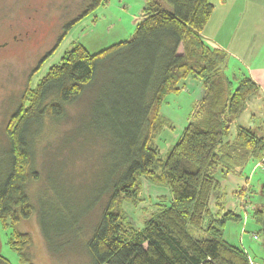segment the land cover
Listing matches in <instances>:
<instances>
[{"label":"trees","instance_id":"trees-1","mask_svg":"<svg viewBox=\"0 0 264 264\" xmlns=\"http://www.w3.org/2000/svg\"><path fill=\"white\" fill-rule=\"evenodd\" d=\"M90 1L63 24L56 46L74 22L102 2ZM214 9L211 0H146L131 38L96 53L75 42L36 86L25 88L7 123V141L0 143V225L12 228L8 243L22 261L35 264L32 235L17 228L35 210L29 185L40 179V172L33 142H39L42 127L57 124L67 106L83 99L80 124L63 144L73 148L72 157L84 144L103 148L102 156L95 157L98 172L92 170L89 181H74L75 175L59 169L62 179L49 184L58 197L55 203L39 198L38 222L51 249L59 252L80 239L89 256L85 264H264V256L255 262L244 247L224 238L226 222L239 220L241 214L217 196L215 208L211 206L220 190L218 174L238 176L247 162L264 158V123L239 124L234 138L226 140L260 86L250 76L235 78L234 86L224 69L226 50L204 39ZM189 76L201 80L203 93L163 155L156 140L169 122L160 108L165 96L182 90L180 83ZM95 174L100 178L94 179ZM142 177L169 194L163 193L138 224L123 203L140 202ZM98 178V189L82 209H75L76 195L59 183L64 180L76 191L79 184L93 185ZM99 205V216L84 240L83 224ZM252 216L264 248V203L253 208ZM0 264L11 263L0 253Z\"/></svg>","mask_w":264,"mask_h":264},{"label":"rangeland","instance_id":"rangeland-1","mask_svg":"<svg viewBox=\"0 0 264 264\" xmlns=\"http://www.w3.org/2000/svg\"><path fill=\"white\" fill-rule=\"evenodd\" d=\"M89 1L0 0V143L7 141V123L10 115L18 107L22 93L28 85L36 86L40 78L48 72L50 66L61 62L65 52L71 49L75 42L82 43L91 53H96L114 43L131 38L146 4V0H102L97 7L72 24L56 46L58 36L62 33L63 24L75 18ZM221 21V19H217L214 23L215 26L219 25ZM223 30L219 32V41L226 43L230 36L222 34ZM182 50L183 46L180 47V51ZM228 59L227 65L224 67L227 73L232 74L233 69L240 71L244 68L231 65ZM187 78H192L193 83L188 82L182 90L168 93L160 108V113L169 122L156 140L163 155L170 144L177 141L187 125L194 109L198 88L200 89L202 86L200 79L190 76ZM237 80H235L234 86H236ZM254 98L259 101H254ZM83 104L84 100L82 99L67 106L65 117L54 126L48 124V126L42 127V131L38 135L39 142H33L35 166L40 172V179L29 185L31 201L35 204V210L28 220L29 222L23 220L17 228L31 233L33 242L30 250L35 264H85L89 260L88 253L80 239L75 240L76 243H72L71 247L67 246L65 249H60L59 252L55 251V248L51 249L38 222L39 198L41 197L45 203L49 201L47 204L55 203L58 198L49 184L54 180L62 179L57 177L56 172L59 169H62L65 174L69 172L71 176L75 175L74 181H89L92 170L94 173L98 172L96 158L99 159L102 156L103 148L96 144H93L92 147L84 144V147L74 151L72 157L70 154L73 148L63 144L66 136L69 137L71 131L80 124L79 119L82 118L81 114L85 108ZM248 122L257 126L264 123V93L258 92L250 98L246 109L232 123L230 135L226 140L234 138L237 125H246ZM63 162L67 165L63 166ZM240 170L241 174L238 176L243 181L239 185L234 184L233 181L229 188L236 189L235 208L241 214V218L226 222L224 238L233 244L244 247L253 261L259 262L264 256V248L260 226L254 220L252 211L255 206L264 203L262 190L264 158L250 160ZM49 176L52 177L51 181L48 179ZM60 176L62 177V174ZM98 176L95 174L94 179ZM221 176L222 174H218L219 178ZM63 178L67 180L65 176ZM99 178L93 185L79 184L76 191H74V187V190H71L69 183L64 180L59 183L67 193L76 195L72 198L75 209H82L86 201L90 199L92 191L98 189ZM141 181L140 202L137 205L130 201L123 203L126 212L138 224H141L144 218L149 216L148 213L152 210H148L149 208H154L155 203L160 202L164 196L169 194L164 186L155 185L145 177H142ZM245 186L247 188L244 189ZM163 193L165 195L161 197ZM220 193L213 196L212 208H215L216 196L218 197ZM80 195L81 199H79ZM99 204L101 205V203ZM100 205L91 213L90 219L87 218V224H83L82 237L84 236V240L90 232L91 225L99 216ZM10 231H12L11 227L0 225V253L11 264H31L22 261L18 252L8 243Z\"/></svg>","mask_w":264,"mask_h":264},{"label":"crops","instance_id":"crops-1","mask_svg":"<svg viewBox=\"0 0 264 264\" xmlns=\"http://www.w3.org/2000/svg\"><path fill=\"white\" fill-rule=\"evenodd\" d=\"M215 5L214 12L205 27L202 35L212 46H220L229 54L228 62L231 65L244 67L240 71L233 69L231 73H225L228 77L242 78L250 76L260 86V92L264 93V0H211ZM221 19V23L215 26V21ZM224 29V30H223ZM230 36L226 43L220 40L219 32ZM226 36L224 37V39ZM192 78L181 81L180 85L186 87V83H193ZM202 86L196 94V99L202 96ZM258 94V93H257ZM254 101L259 99L254 98ZM263 122V120H261ZM245 126L255 127L251 122ZM176 142V141H175ZM174 142V143H175ZM171 145V144H170ZM220 190L218 201H223L226 208L236 209L234 196L236 189L229 188L233 182L239 185L242 180L234 174L222 175L219 178ZM237 210V209H236Z\"/></svg>","mask_w":264,"mask_h":264},{"label":"built area","instance_id":"built-area-1","mask_svg":"<svg viewBox=\"0 0 264 264\" xmlns=\"http://www.w3.org/2000/svg\"><path fill=\"white\" fill-rule=\"evenodd\" d=\"M246 187V186H245Z\"/></svg>","mask_w":264,"mask_h":264}]
</instances>
